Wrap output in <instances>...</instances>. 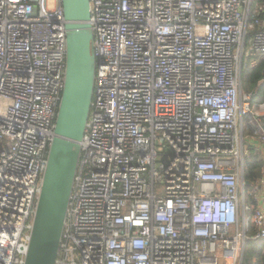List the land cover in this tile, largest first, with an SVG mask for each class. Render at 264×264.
<instances>
[{
  "label": "built area",
  "instance_id": "1",
  "mask_svg": "<svg viewBox=\"0 0 264 264\" xmlns=\"http://www.w3.org/2000/svg\"><path fill=\"white\" fill-rule=\"evenodd\" d=\"M89 5L100 62L55 264H242L264 241L244 167L247 128L264 148V69L242 83L264 57V0ZM65 24L61 0H0V264L25 262Z\"/></svg>",
  "mask_w": 264,
  "mask_h": 264
},
{
  "label": "water",
  "instance_id": "2",
  "mask_svg": "<svg viewBox=\"0 0 264 264\" xmlns=\"http://www.w3.org/2000/svg\"><path fill=\"white\" fill-rule=\"evenodd\" d=\"M66 21L65 84L24 264H55L90 112L96 59L89 0H61Z\"/></svg>",
  "mask_w": 264,
  "mask_h": 264
},
{
  "label": "trees",
  "instance_id": "3",
  "mask_svg": "<svg viewBox=\"0 0 264 264\" xmlns=\"http://www.w3.org/2000/svg\"><path fill=\"white\" fill-rule=\"evenodd\" d=\"M247 67L249 68L245 72L242 71V83H243V89L249 91L257 86L258 80H260L263 75L262 71L264 69V57H259L257 63L254 66L247 65ZM256 100L258 102L264 101V83L260 86V91L259 94L256 96ZM247 135L252 136L251 133ZM247 146L248 147L245 154V165H244L245 181L247 183L246 187L248 188V190L252 191L254 187V184L252 183L256 182L262 176L263 166H262V162L259 161L257 158V155L255 153L256 149L249 145ZM247 154H249V156ZM252 201H253L252 195H249L248 203L251 204ZM255 231H256L255 229H252L249 232V234L253 235ZM250 245H251V249L248 250L247 252L248 255L244 253L242 264H253V257L257 258L258 264H264V253H263L264 241L252 240L251 242H249V246Z\"/></svg>",
  "mask_w": 264,
  "mask_h": 264
},
{
  "label": "crops",
  "instance_id": "4",
  "mask_svg": "<svg viewBox=\"0 0 264 264\" xmlns=\"http://www.w3.org/2000/svg\"><path fill=\"white\" fill-rule=\"evenodd\" d=\"M245 132L247 134H249V133H251V130L249 128H247ZM245 144H246V146L249 145V146L254 147L256 149L255 153L257 155V158L259 161L262 162V166H263L262 167V176L256 182L252 183V184H254L252 191H249L248 188L246 187L247 191L250 192L248 194V198H249V195H252V198H253V201L250 205H252L253 207H257L259 205L260 197L264 195V149L260 145V143L258 142L256 137L248 136ZM247 155L249 156V154H247ZM248 198H247V200H248ZM251 241H249V242H251ZM249 242L246 245V247L248 246V250L251 249V245L249 246ZM245 250H246V248H245ZM243 257H244V255H243ZM254 263L258 264V260L256 257H253V264Z\"/></svg>",
  "mask_w": 264,
  "mask_h": 264
},
{
  "label": "rangeland",
  "instance_id": "5",
  "mask_svg": "<svg viewBox=\"0 0 264 264\" xmlns=\"http://www.w3.org/2000/svg\"><path fill=\"white\" fill-rule=\"evenodd\" d=\"M248 68H249V67H247V66L244 67L243 72H245ZM160 148H161L160 146L157 147V149H158L159 152H161V151H165V152H167V151H168V149H160ZM245 149H246V151H247V146H246V145H245ZM247 252H248V246L246 247V251H245L246 255H248Z\"/></svg>",
  "mask_w": 264,
  "mask_h": 264
}]
</instances>
